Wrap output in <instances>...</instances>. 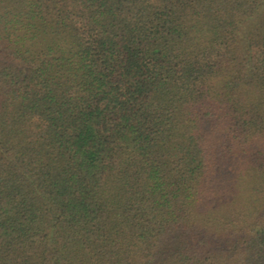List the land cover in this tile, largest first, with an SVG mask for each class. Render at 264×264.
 I'll use <instances>...</instances> for the list:
<instances>
[{"label": "trees", "instance_id": "trees-1", "mask_svg": "<svg viewBox=\"0 0 264 264\" xmlns=\"http://www.w3.org/2000/svg\"><path fill=\"white\" fill-rule=\"evenodd\" d=\"M0 264H264V0H0Z\"/></svg>", "mask_w": 264, "mask_h": 264}]
</instances>
